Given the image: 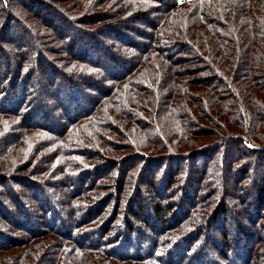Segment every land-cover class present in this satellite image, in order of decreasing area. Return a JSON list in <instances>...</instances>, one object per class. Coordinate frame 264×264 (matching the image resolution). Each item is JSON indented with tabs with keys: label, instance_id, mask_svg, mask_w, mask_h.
I'll use <instances>...</instances> for the list:
<instances>
[{
	"label": "trees",
	"instance_id": "16d2710c",
	"mask_svg": "<svg viewBox=\"0 0 264 264\" xmlns=\"http://www.w3.org/2000/svg\"><path fill=\"white\" fill-rule=\"evenodd\" d=\"M21 1L0 264H264V0Z\"/></svg>",
	"mask_w": 264,
	"mask_h": 264
},
{
	"label": "rangeland",
	"instance_id": "374dc122",
	"mask_svg": "<svg viewBox=\"0 0 264 264\" xmlns=\"http://www.w3.org/2000/svg\"><path fill=\"white\" fill-rule=\"evenodd\" d=\"M201 1H202V0H201ZM15 2H16V3H15L16 5H21L23 1H21V0H15ZM185 2H188V0H185ZM185 2H183V3H185ZM253 3H254V1H251V4H253ZM251 9H253V8L251 7ZM32 10L36 11L37 8L34 7V8H32ZM42 12H43V11H42ZM42 17H44V15H43ZM139 25H140V24H139ZM140 26H142V25H140ZM140 26H139V29H140L141 31L148 32V31L146 30V28H144V27H143V28H142V27L140 28ZM64 29H66L65 32H66V31L69 32V31H68V29H69L68 26H66V28H64ZM137 39L140 41V37H138ZM119 71H121V67H120V65L118 66V68H117L116 70H115V69H111L110 72H107V75L110 77V76L113 75L115 72H119ZM47 76H48V75H47ZM45 84H46V82H43V83H42V85H45ZM41 87H42V86H41ZM12 99H13V98H11V99H9L7 102H5V103H6V104H5L6 107H9V106H10L9 104L11 103ZM87 100H88V97H87L86 99L83 100V103L86 102ZM10 107H11V106H10ZM87 107H88V104H87V103H84V105H83L82 108H87ZM64 121L66 122L67 120H63V122H64ZM228 184L230 185L229 182H228ZM76 186H77V185H76ZM251 192H252V191H251ZM254 193H255V191H253L252 194H254ZM255 195H256V193H255ZM253 196H254V195H253ZM253 196H252V197H253ZM91 239H97V238H96V236H94V237H91Z\"/></svg>",
	"mask_w": 264,
	"mask_h": 264
},
{
	"label": "built area",
	"instance_id": "2783aa9c",
	"mask_svg": "<svg viewBox=\"0 0 264 264\" xmlns=\"http://www.w3.org/2000/svg\"><path fill=\"white\" fill-rule=\"evenodd\" d=\"M178 2H180V3H183V2H185V0H177Z\"/></svg>",
	"mask_w": 264,
	"mask_h": 264
}]
</instances>
